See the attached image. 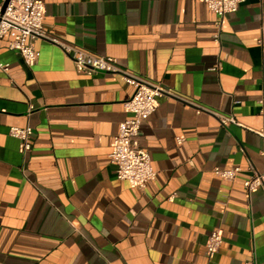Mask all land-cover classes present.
<instances>
[{
	"label": "crops",
	"instance_id": "1",
	"mask_svg": "<svg viewBox=\"0 0 264 264\" xmlns=\"http://www.w3.org/2000/svg\"><path fill=\"white\" fill-rule=\"evenodd\" d=\"M51 36L160 83L141 146L157 172L144 190L117 177L110 153L124 102L120 73L77 71L58 44L35 41L28 67L0 40V264H264V0L223 19L205 0H43ZM199 107L204 110L199 111ZM242 125H223L217 113ZM33 127L23 153L12 126ZM182 138L179 141L178 138ZM215 166H239L233 181ZM220 226L223 243L206 242Z\"/></svg>",
	"mask_w": 264,
	"mask_h": 264
},
{
	"label": "built area",
	"instance_id": "2",
	"mask_svg": "<svg viewBox=\"0 0 264 264\" xmlns=\"http://www.w3.org/2000/svg\"><path fill=\"white\" fill-rule=\"evenodd\" d=\"M242 1L244 0H205L210 11L216 15L213 35L215 41L221 42L224 17L236 12ZM44 17L45 3L43 0H0V40L5 38L11 30H15L16 33L9 47L18 52L30 68L38 60L35 41L44 38L58 44L69 54L78 72L89 75L96 72L120 73L127 83L134 86L133 94L124 102L128 117L119 123L110 159L116 166L119 179L126 180L133 188L144 190L148 182L156 178L157 172L152 165L150 152L140 143L142 124L156 111L159 97L165 93L171 94V92L160 83L128 70L113 56L94 54L51 36L44 27ZM0 68L8 73L10 64L0 60ZM260 103L263 105L262 113L264 114V93ZM198 109L199 111L204 110L202 107ZM216 113L225 126L242 125L234 115ZM33 132V127L29 124L12 126L9 130V134L19 140V148L23 153L32 149ZM254 132L263 140L261 154L264 157V126ZM178 139L182 141V138ZM241 171L242 168L239 166L230 168L215 166L213 168L217 176L227 181L236 179ZM244 187L248 198L253 190L264 187V169L247 177L244 180ZM222 243L223 230L218 226L211 231L206 242L209 256L218 252ZM247 264H256V262L249 261Z\"/></svg>",
	"mask_w": 264,
	"mask_h": 264
}]
</instances>
